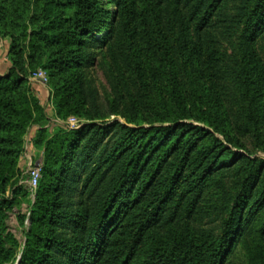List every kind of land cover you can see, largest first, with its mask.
I'll return each instance as SVG.
<instances>
[{
    "label": "trees",
    "instance_id": "16d2710c",
    "mask_svg": "<svg viewBox=\"0 0 264 264\" xmlns=\"http://www.w3.org/2000/svg\"><path fill=\"white\" fill-rule=\"evenodd\" d=\"M112 1L116 20L96 39L110 27L100 0H0L12 64L0 74V264L20 248L6 220L23 188L12 199L5 192L18 184L23 135L43 112L27 86L26 57L48 71L56 116L90 123L39 132L42 178L19 264H225L264 208V160L226 148L214 133L244 149L215 82L248 88L254 74L250 62L225 68L214 28L227 0ZM235 10L220 22L231 37L243 26L248 44L264 27V0ZM92 59L111 89L104 100L78 69ZM263 120L250 114L242 127L264 150ZM257 246L251 262L264 264Z\"/></svg>",
    "mask_w": 264,
    "mask_h": 264
},
{
    "label": "rangeland",
    "instance_id": "374dc122",
    "mask_svg": "<svg viewBox=\"0 0 264 264\" xmlns=\"http://www.w3.org/2000/svg\"><path fill=\"white\" fill-rule=\"evenodd\" d=\"M100 1L103 7L108 11V25L110 27L98 33L95 36L96 39L103 38L109 33V29L113 27L117 16L116 4L112 0ZM242 1L243 0H227L216 18L215 31L213 28L212 30L217 33L220 40V47L225 58L226 70L241 71L243 70L241 66L244 65V63L250 62L249 66H252L254 72L252 76L253 84L248 88L241 89L239 85L231 80L226 82H215V86L219 88L222 94L223 107L228 116L231 117V121L228 123L230 132L244 145V149L234 147L232 144L227 143L221 134L214 132L211 128L209 129L224 141L226 148L250 158L264 160V150L260 146H257L256 135H244L245 127H242L250 121V114H255L257 118H264V27L258 30L254 38L247 42L248 44H245L242 35L243 26L237 34L235 33L234 36L231 37L227 28H225L226 23L220 22L223 16H228L231 19L236 12L235 8H237ZM10 47L11 38L2 37L0 35V74L4 76L12 66L10 60ZM94 53L99 57V45L94 48ZM24 62L26 67L25 74L28 77L27 86L31 94L39 100L43 112L41 113V117H39V115L34 116V118H39L34 121L32 120L23 135L22 150L17 165V169L21 172L17 174L15 178H18V184L14 185V181L12 180L5 192L6 198L12 199L15 196V189L18 187L23 188L20 195H18V203L7 212L8 218L6 220L8 232L15 236L20 244V248L17 251L16 257L5 264H18L20 262L23 249L27 242V235L32 225V209L37 199V189L40 179L42 178L45 151L43 145L38 146L36 144L39 132L43 129L51 131L56 124L64 125L69 129H78L90 123V121L73 115L69 116L66 120L58 118L55 111V93L51 85L48 71L43 67L30 68L27 57L24 59ZM95 62L96 59L87 61L88 64L85 69H78L83 72L85 76L94 80L98 87L100 97L104 100L110 94L111 89L103 71L95 65ZM90 64L92 65L90 66ZM225 79H230L228 73ZM71 118H76L78 120L79 127H71L69 123ZM109 120H119L122 123L126 122L121 116H112ZM193 122L197 125L204 126L197 121ZM261 127L260 131L263 133L264 137V123ZM235 174L236 173H231L229 175L233 177ZM36 177L37 181L34 182V178ZM253 222L254 223L246 224L245 230L229 251L225 264H252L249 250L258 245V250L262 251V247H264V233H262L264 208L258 210L256 220H253ZM188 223L191 226H196L197 220L193 218L188 220ZM214 226H216V235L220 236L222 230L221 221L219 220L216 222Z\"/></svg>",
    "mask_w": 264,
    "mask_h": 264
},
{
    "label": "built area",
    "instance_id": "2783aa9c",
    "mask_svg": "<svg viewBox=\"0 0 264 264\" xmlns=\"http://www.w3.org/2000/svg\"><path fill=\"white\" fill-rule=\"evenodd\" d=\"M78 120L76 119V118H71L70 120H69V123H70V125H71V127H73V128H77V127H79V123L77 122ZM37 181V177L36 178H34V182H36Z\"/></svg>",
    "mask_w": 264,
    "mask_h": 264
},
{
    "label": "water",
    "instance_id": "95a60500",
    "mask_svg": "<svg viewBox=\"0 0 264 264\" xmlns=\"http://www.w3.org/2000/svg\"><path fill=\"white\" fill-rule=\"evenodd\" d=\"M19 263H20V262H19ZM19 263H18V264H19Z\"/></svg>",
    "mask_w": 264,
    "mask_h": 264
}]
</instances>
